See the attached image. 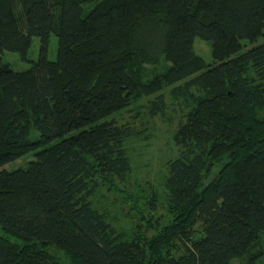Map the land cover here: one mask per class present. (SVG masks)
Instances as JSON below:
<instances>
[{
    "label": "trees",
    "instance_id": "obj_1",
    "mask_svg": "<svg viewBox=\"0 0 264 264\" xmlns=\"http://www.w3.org/2000/svg\"><path fill=\"white\" fill-rule=\"evenodd\" d=\"M95 1L0 0V53L40 43L26 70L0 62V264H264V0ZM170 112L165 216L122 185Z\"/></svg>",
    "mask_w": 264,
    "mask_h": 264
},
{
    "label": "rangeland",
    "instance_id": "obj_2",
    "mask_svg": "<svg viewBox=\"0 0 264 264\" xmlns=\"http://www.w3.org/2000/svg\"><path fill=\"white\" fill-rule=\"evenodd\" d=\"M96 0L95 2H97ZM87 4L85 8H91L93 4ZM39 39L37 37L32 38V42L27 54V60H22L18 53L3 51L0 53V62L8 64L11 69L15 71L26 70L31 66V61L37 60L39 56ZM57 37L51 35L49 39L48 54L49 60L53 61L56 58L57 51ZM193 49L196 54L201 56L204 61L208 64L212 63L210 43L202 40L198 37L194 39ZM170 120H161L159 117H155L151 120L152 131L146 132L145 136L148 138L138 140L135 139L130 142L129 146V157L131 163V172L128 176L127 181L122 187H125L128 183L130 185V190H134L136 182L143 187L145 185H150L151 187L157 188L159 192L160 200L158 201L157 213L165 214V202L163 201V194L160 189V180L164 175L165 163L176 155V149L170 138L171 131H173L176 123L177 117L175 113H169ZM122 119L128 118V115L123 113L121 115ZM130 120V116L128 118ZM136 125L140 124V120L137 119L133 122ZM34 155L32 152L25 154L24 156L7 163L4 168L7 170H12L20 167H25L29 160H32ZM212 175L213 172H210ZM109 201H105L103 198L102 202H105L103 206L106 211H108V216L114 224L119 226L127 227L130 226L132 217L136 218L133 214L126 213L127 207L121 206L120 203L113 205L111 203L112 197L107 195ZM111 204V205H110Z\"/></svg>",
    "mask_w": 264,
    "mask_h": 264
}]
</instances>
